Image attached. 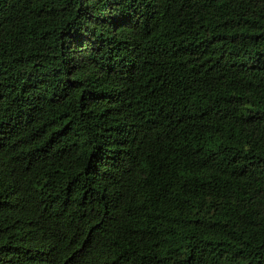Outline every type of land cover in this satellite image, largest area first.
Returning a JSON list of instances; mask_svg holds the SVG:
<instances>
[{
	"label": "trees",
	"instance_id": "obj_1",
	"mask_svg": "<svg viewBox=\"0 0 264 264\" xmlns=\"http://www.w3.org/2000/svg\"><path fill=\"white\" fill-rule=\"evenodd\" d=\"M0 264H264V0H0Z\"/></svg>",
	"mask_w": 264,
	"mask_h": 264
}]
</instances>
